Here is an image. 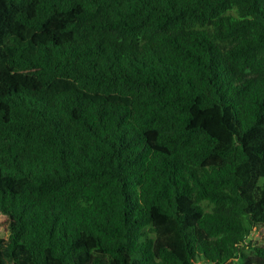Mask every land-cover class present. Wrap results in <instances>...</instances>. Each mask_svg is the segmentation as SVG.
I'll return each mask as SVG.
<instances>
[{"label": "trees", "instance_id": "trees-1", "mask_svg": "<svg viewBox=\"0 0 264 264\" xmlns=\"http://www.w3.org/2000/svg\"><path fill=\"white\" fill-rule=\"evenodd\" d=\"M259 227L264 0H0V264H264Z\"/></svg>", "mask_w": 264, "mask_h": 264}, {"label": "rangeland", "instance_id": "rangeland-1", "mask_svg": "<svg viewBox=\"0 0 264 264\" xmlns=\"http://www.w3.org/2000/svg\"><path fill=\"white\" fill-rule=\"evenodd\" d=\"M5 236V235H3ZM251 239L258 243L259 245L264 244V228L259 227L256 231L252 234ZM258 260L254 257H248L242 260H235L234 264H258Z\"/></svg>", "mask_w": 264, "mask_h": 264}]
</instances>
